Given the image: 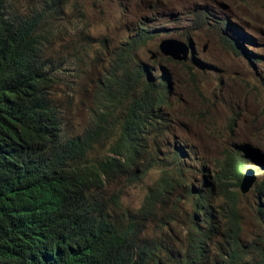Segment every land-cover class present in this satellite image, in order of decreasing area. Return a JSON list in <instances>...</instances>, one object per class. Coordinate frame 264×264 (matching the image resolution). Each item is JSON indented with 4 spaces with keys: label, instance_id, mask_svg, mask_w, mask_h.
Here are the masks:
<instances>
[{
    "label": "trees",
    "instance_id": "obj_1",
    "mask_svg": "<svg viewBox=\"0 0 264 264\" xmlns=\"http://www.w3.org/2000/svg\"><path fill=\"white\" fill-rule=\"evenodd\" d=\"M7 2L0 0V264H220L209 256L207 245L222 228L223 218L227 220L221 230L226 251L218 252L222 264H264V235L254 242V255L241 248V216L235 198L231 196L225 208L214 202L219 184L208 179L186 143V150L182 144L174 145L167 163L161 164L159 182L149 188L138 209L141 215H151L169 189L182 186L179 195L172 194L177 204L188 202L191 211L177 238L179 247L156 236L140 237L133 223L116 224L98 195L106 182L118 177L128 174L139 179L132 165L139 166L141 173L144 163L161 160L152 152L143 162L139 157L147 152L146 135H164L161 107L169 99V77L158 73L155 65L151 72L140 64L133 71L129 67L137 63L139 44L160 29L138 27L132 41L118 50L114 64L123 67L125 75L113 74L104 83L101 91L110 104L97 117H108L115 100L122 102L120 127L109 154L91 160L89 153L103 127L96 124L97 129L64 137L51 98L55 70L45 52V33L52 27L49 18L67 0H42L29 13H14ZM209 18L221 29L243 34L227 18ZM224 35L222 40L235 54L255 59L240 47L238 38ZM112 88L117 97L111 95ZM249 147L235 143L225 153L237 185L254 160ZM186 171L198 175L196 188L184 176ZM255 171L260 178L255 187L260 195L256 213L264 220V172ZM113 202L117 204L118 198Z\"/></svg>",
    "mask_w": 264,
    "mask_h": 264
},
{
    "label": "rangeland",
    "instance_id": "obj_2",
    "mask_svg": "<svg viewBox=\"0 0 264 264\" xmlns=\"http://www.w3.org/2000/svg\"><path fill=\"white\" fill-rule=\"evenodd\" d=\"M41 1L8 0L7 5L14 13H29ZM216 16L227 18L243 34L221 29L209 18L217 20ZM48 21L52 27L45 33V52L55 70L51 98L59 111L63 136L97 129L96 124L103 127L89 153L91 160L109 154L120 127L122 102L115 100L108 117H97L110 104L108 95L101 91L104 83L113 74L125 75L124 68L114 64L118 50L132 41L138 27L160 29L139 44L137 63L129 67L133 71L140 64L151 72L155 65L158 73L165 72L169 77V99L161 107L164 135H146L143 143L147 152L139 157L143 162L152 152L161 160L144 163L146 168L141 173L139 166L132 165L139 179L126 174L106 182L99 190L115 223L123 227L133 223L140 237L156 236L166 239L173 248L180 246L177 238L191 211L188 202L177 204L172 194L179 195L182 186L169 189L149 216L138 213L145 196L141 198L135 190L147 169H162L174 145L182 144L186 150V143L208 179L219 184L214 202L225 208L229 198H235L242 227L239 243L252 255L254 242L264 235V220L256 213L260 195L255 190L260 182L255 170L264 172V158L248 163L243 180L250 181V187L241 192L230 175L225 153L235 143H245L264 156V0H67ZM224 32L238 38L240 47L255 59L235 54L222 40ZM176 42L186 47L185 53H178L180 58L159 50L160 44L176 46ZM154 60L157 62L153 64ZM111 95L118 96L114 88ZM184 176L197 187V174L186 171ZM116 198L117 204L113 202ZM134 201H139L138 208L132 206ZM220 223L223 228L226 218ZM222 228L207 245L209 256L220 264L224 260L218 252L226 251ZM222 256L226 257L224 253Z\"/></svg>",
    "mask_w": 264,
    "mask_h": 264
},
{
    "label": "water",
    "instance_id": "obj_3",
    "mask_svg": "<svg viewBox=\"0 0 264 264\" xmlns=\"http://www.w3.org/2000/svg\"><path fill=\"white\" fill-rule=\"evenodd\" d=\"M177 43V42H176ZM160 51L165 55H171L173 58H180V55L178 54L180 51L186 52V47L183 46L180 42L176 44V46H170L167 44H160L159 45ZM249 152L251 154L252 159H257L259 161H262L264 158L262 152H260L258 149H249ZM250 187V181H244L242 179L240 183V190L241 192H246Z\"/></svg>",
    "mask_w": 264,
    "mask_h": 264
},
{
    "label": "clouds",
    "instance_id": "obj_4",
    "mask_svg": "<svg viewBox=\"0 0 264 264\" xmlns=\"http://www.w3.org/2000/svg\"><path fill=\"white\" fill-rule=\"evenodd\" d=\"M161 175H162V169H160L158 167H151V168L147 169L146 172H145V174H144V176H143V178H142V184L139 185L136 188L135 192L137 194H139V196L141 198H143L144 196L147 195V189H148V187H151L154 184L158 183L159 180H160ZM239 188H240V185H239ZM132 206L134 208H138L139 207V201H134L132 203Z\"/></svg>",
    "mask_w": 264,
    "mask_h": 264
},
{
    "label": "bare ground",
    "instance_id": "obj_5",
    "mask_svg": "<svg viewBox=\"0 0 264 264\" xmlns=\"http://www.w3.org/2000/svg\"><path fill=\"white\" fill-rule=\"evenodd\" d=\"M175 28H178V27H175ZM178 31L180 30V29H177ZM234 37V36H233ZM234 39H236L235 37H234Z\"/></svg>",
    "mask_w": 264,
    "mask_h": 264
}]
</instances>
